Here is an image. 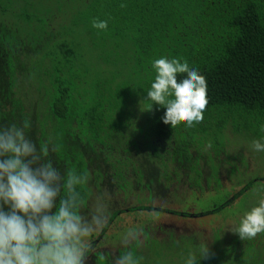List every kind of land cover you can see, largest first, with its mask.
<instances>
[{
    "label": "trees",
    "instance_id": "obj_1",
    "mask_svg": "<svg viewBox=\"0 0 264 264\" xmlns=\"http://www.w3.org/2000/svg\"><path fill=\"white\" fill-rule=\"evenodd\" d=\"M94 19L107 28H93ZM161 56L186 60L206 80L203 118L191 127L170 128L162 107L149 109L151 62ZM10 124L24 126L62 175L87 176L78 211L101 173L121 175L115 155L212 139L216 158L227 131L261 140L264 0H0V126ZM258 250H213L197 264H264Z\"/></svg>",
    "mask_w": 264,
    "mask_h": 264
},
{
    "label": "clouds",
    "instance_id": "obj_2",
    "mask_svg": "<svg viewBox=\"0 0 264 264\" xmlns=\"http://www.w3.org/2000/svg\"><path fill=\"white\" fill-rule=\"evenodd\" d=\"M92 27L104 30L107 21L94 19ZM151 70L155 75L145 97L149 109L153 103L162 107L160 119L170 128L181 121L186 127L199 123L207 105V85L197 68L186 60L161 56L151 62ZM251 146L264 152V138L253 139ZM86 181V175L74 171L62 175L45 150L28 138L24 126H0V264H85L91 237L104 226L102 207L87 220L78 213L77 188ZM230 231L240 240L264 233V198ZM136 238L137 232L129 230L123 241ZM207 255L206 247L199 257L189 252L184 264H197ZM115 264L138 260L126 252Z\"/></svg>",
    "mask_w": 264,
    "mask_h": 264
},
{
    "label": "flooded vegetation",
    "instance_id": "obj_3",
    "mask_svg": "<svg viewBox=\"0 0 264 264\" xmlns=\"http://www.w3.org/2000/svg\"><path fill=\"white\" fill-rule=\"evenodd\" d=\"M158 151L123 152L122 157L115 155L111 163L113 167L120 169L121 175L112 173L109 169V176H102L101 173V177L92 184L87 209L78 211L79 215L87 220L91 217L86 216L87 212H96H91L93 209L89 207L90 202L91 205L97 203L100 207H104L102 202H106L107 208L103 213V228L99 234H93L91 237L92 251L88 254L85 264H97L106 257L109 264H115L121 251H127L128 242L131 245L140 244L143 248L150 240L166 239V233L174 234L176 238L178 230H186V226L192 221L208 226L217 219L224 218L221 216L222 210L232 207L242 196L252 198V202L264 198V174L252 180L243 177L251 168L250 160L242 151L224 150L216 158L212 151L206 155L197 153L203 152L199 147L178 151L162 148ZM146 153L155 158L152 167L144 165L142 157ZM184 161L188 162L185 164ZM179 163L183 164L182 167ZM236 174L242 176L241 180L236 179ZM194 175L198 179L191 181ZM208 195L219 196L222 201L212 204L206 210L197 209V206L190 202V196L195 201ZM103 196L104 200L100 202ZM140 198L141 201L137 203L136 199ZM169 201H174V204ZM233 224L237 225L236 222ZM213 228L212 238L214 241L217 239V242L213 243L220 247L223 226ZM129 230L137 232V238L124 242L122 236ZM117 233L120 235L115 238ZM199 236L197 235V238ZM179 240L190 239L183 237ZM238 244L244 247L241 251L236 250L239 254L251 250L252 246L258 247L257 244L264 250V233L245 240L236 236L231 246L234 248ZM198 247L201 248V245Z\"/></svg>",
    "mask_w": 264,
    "mask_h": 264
},
{
    "label": "rangeland",
    "instance_id": "obj_4",
    "mask_svg": "<svg viewBox=\"0 0 264 264\" xmlns=\"http://www.w3.org/2000/svg\"><path fill=\"white\" fill-rule=\"evenodd\" d=\"M93 60V59H91ZM114 70L112 69V72ZM116 72V71H114ZM262 133V132H259ZM244 132H239L237 135H231L229 131L226 132V137L222 139V142L219 143L221 146L226 147V150L228 151H242L244 152V156L250 160L249 166L251 170H248L247 173L243 174V177H246L247 180H252V178L260 177V175L264 174V152H256L253 150L251 146L252 137L250 135H244ZM262 136H264L262 134ZM259 140V139H258ZM212 139H209L210 145L207 143L204 146H200V151L203 152H197L201 153L202 155H206L209 151L208 148L210 147L212 149ZM213 147H219V146H213ZM227 153V152H226ZM213 168H211L212 170ZM242 177V176H241ZM241 177L236 174V179L241 180ZM198 178L194 175L191 178V181H196ZM264 187V186H262ZM264 192V190H263ZM252 197V196H251ZM104 200V196L101 197V201ZM141 201L140 199H136V202L139 203ZM222 199L220 200L219 196H213L208 195L204 199L199 200H193L190 196V202L194 203L197 206V209L206 210L207 208H210L212 204L214 203H220ZM170 203L174 204V201H169ZM168 202V203H169ZM105 206L103 208L104 210L107 208V203L102 202ZM256 202H252V198H248L246 196H242L241 199L238 200L232 207L222 210L221 216L224 218H233V219H224L219 218L216 220L215 223L210 225H204L201 222H198V224L194 223L193 221L186 226V230L179 229L178 235L175 238L174 234L166 233L165 236L166 239L163 240H150L148 245H145L143 248L140 247L141 245L138 244H128L127 251H140L138 255L134 256V259L138 260V264H184L185 258L187 257L189 252H194L199 257V254L201 250L206 247L208 252L212 253L213 250H217L219 254L215 255H221L224 252H234V250H240L244 249V247L240 244L236 245L234 248H232L231 244L232 241L235 240L236 234L230 231L231 227H234L235 225L233 223H239L240 218L244 215L246 211H248L252 206L255 205ZM177 204V203H176ZM90 209L93 211H96L98 206L97 203L95 205H91V202L89 204ZM90 212L86 213V216L90 217L92 214H95L94 212L89 215ZM102 213V214H103ZM196 224V225H195ZM179 226V225H178ZM222 227L223 226V232H222V238H221V246H217L215 243H213L214 238H212V230L213 227ZM206 227V228H205ZM198 233V234H196ZM119 233L115 234V238L119 237ZM125 235V233H124ZM197 235H200L197 238ZM122 236V235H121ZM124 236H122L123 238ZM186 238L192 240L190 243V240L183 241L179 240L180 238ZM216 237V235H215ZM176 239V240H175ZM214 242H217V239H215ZM201 245V248L198 246ZM259 247V245L257 244ZM142 249V251H141ZM259 254L262 256L264 255L261 253L260 250H258ZM132 253V252H131ZM214 254V253H212ZM264 257V256H263ZM204 258H200L198 260L199 263L203 262Z\"/></svg>",
    "mask_w": 264,
    "mask_h": 264
}]
</instances>
